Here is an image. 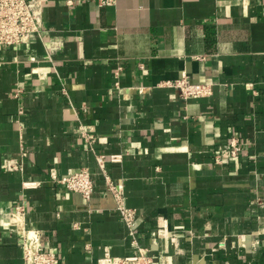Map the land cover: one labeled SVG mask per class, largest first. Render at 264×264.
Instances as JSON below:
<instances>
[{
    "label": "crops",
    "instance_id": "crops-1",
    "mask_svg": "<svg viewBox=\"0 0 264 264\" xmlns=\"http://www.w3.org/2000/svg\"><path fill=\"white\" fill-rule=\"evenodd\" d=\"M183 72L213 94L164 84ZM99 154L122 155L105 165L136 242ZM81 167L90 200L52 177ZM28 230L61 264L139 246L154 264H264V0H44L41 36L0 46V264H24Z\"/></svg>",
    "mask_w": 264,
    "mask_h": 264
},
{
    "label": "built area",
    "instance_id": "built-area-1",
    "mask_svg": "<svg viewBox=\"0 0 264 264\" xmlns=\"http://www.w3.org/2000/svg\"><path fill=\"white\" fill-rule=\"evenodd\" d=\"M43 1L44 0H0V46H13L29 43L37 36H41L43 30ZM100 5H113L116 0H98ZM61 44L49 47L48 51H55ZM32 59H35L33 56ZM164 84L175 89L183 99L198 96H210L214 92V82L193 81L190 75L183 72L179 77L168 79ZM89 141L95 136L87 133ZM242 151L241 139L232 136L228 153L230 158H236ZM121 154H99L98 162L105 176L106 189L110 191L116 201V210L125 221L128 233L133 242L137 241L138 223L137 209L126 203L125 188L121 182H116L106 169V159L119 161ZM229 158V159H230ZM225 159L223 152L215 155V162L222 163ZM52 177L67 188L80 192L87 200H90L95 189L96 180L88 167L70 169L67 174L59 176L52 171ZM225 246V240L219 243ZM138 253L128 256H112L106 254L102 258V264H154L153 258L147 254L145 247H138ZM24 264H61L58 253L45 248L41 243V236L37 230H28L24 233L23 241ZM167 261L164 260L163 264Z\"/></svg>",
    "mask_w": 264,
    "mask_h": 264
}]
</instances>
